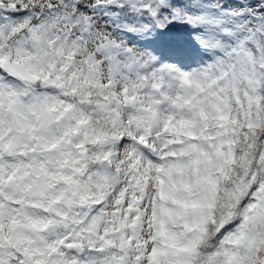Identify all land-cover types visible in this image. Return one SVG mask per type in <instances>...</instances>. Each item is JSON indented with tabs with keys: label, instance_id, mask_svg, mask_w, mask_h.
Wrapping results in <instances>:
<instances>
[{
	"label": "snow or ice",
	"instance_id": "obj_1",
	"mask_svg": "<svg viewBox=\"0 0 264 264\" xmlns=\"http://www.w3.org/2000/svg\"><path fill=\"white\" fill-rule=\"evenodd\" d=\"M0 264H264V0H0Z\"/></svg>",
	"mask_w": 264,
	"mask_h": 264
}]
</instances>
